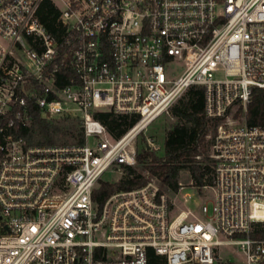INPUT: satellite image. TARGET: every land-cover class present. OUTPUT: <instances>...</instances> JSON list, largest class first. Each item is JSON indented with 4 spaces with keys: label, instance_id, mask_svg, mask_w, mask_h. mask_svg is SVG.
<instances>
[{
    "label": "built area",
    "instance_id": "2783aa9c",
    "mask_svg": "<svg viewBox=\"0 0 264 264\" xmlns=\"http://www.w3.org/2000/svg\"><path fill=\"white\" fill-rule=\"evenodd\" d=\"M42 1L0 0V264H148V248L167 264H216L226 245L264 264L252 236L264 230V126L235 116L264 88V0H52L56 32L37 15ZM197 85L205 115L221 119L211 198L177 212L148 171L96 201L106 172L138 164L142 135L162 150L148 126ZM101 111L137 119L115 137ZM36 112L79 118L84 143L30 141Z\"/></svg>",
    "mask_w": 264,
    "mask_h": 264
},
{
    "label": "trees",
    "instance_id": "16d2710c",
    "mask_svg": "<svg viewBox=\"0 0 264 264\" xmlns=\"http://www.w3.org/2000/svg\"><path fill=\"white\" fill-rule=\"evenodd\" d=\"M59 14L60 10L52 0H43L37 10L41 22L52 32L57 31ZM184 96L187 98L185 106L176 105L175 102L170 108V112L183 122L172 124L166 131L163 154L159 155L157 151L143 146L139 149L138 163L158 177L162 185L173 193L179 191L180 174L186 169L191 175L193 186L201 194L204 186L214 182V169L208 154L221 119L205 115L203 86L190 87ZM235 116L249 124L264 126V88L254 87L247 111L244 112L242 106H239ZM94 117L115 137L121 136L137 119L136 116L116 115L112 111L96 112ZM22 134L38 144H82L85 141L84 128L79 118L47 120L39 112L33 114L32 127L25 129ZM198 155L202 156V160L196 158ZM147 181L146 175L134 166H124V174L118 181L101 179L93 197L102 203L116 191L140 187ZM252 236L264 238V230L253 231ZM147 254L148 264H167L166 258L157 254L153 248H148Z\"/></svg>",
    "mask_w": 264,
    "mask_h": 264
},
{
    "label": "rangeland",
    "instance_id": "374dc122",
    "mask_svg": "<svg viewBox=\"0 0 264 264\" xmlns=\"http://www.w3.org/2000/svg\"><path fill=\"white\" fill-rule=\"evenodd\" d=\"M56 3L60 7H64L60 0H55ZM0 40L7 44L8 41L0 36ZM187 98L183 95L177 101L176 105L185 106ZM240 118V117H239ZM241 119V118H240ZM183 122L179 117H177L173 113H165L164 115L158 117L155 121H153L147 128L146 134L153 136L162 146V150L158 151L159 155L163 154L164 142L166 131L170 128V126L177 122ZM145 136L142 135L138 140V148L141 149L143 147ZM95 141L94 137H90V143L92 144ZM139 172L148 175V170L144 168L142 164H137L134 166ZM121 178V174L118 172L108 171L103 175V179L111 182H116ZM180 181L186 186L181 193H173L166 186H163L169 195V198L176 202L175 210L178 212L183 207L190 208L192 210H198L200 204L211 198L212 189L208 188L203 193H199L196 187L190 185L191 175L189 171L186 169L182 170L180 174ZM190 195L191 197L188 199V202L184 203V197ZM209 204H211L209 202ZM244 255L234 246L226 245L222 246L218 250L216 263L220 264H243L244 263Z\"/></svg>",
    "mask_w": 264,
    "mask_h": 264
}]
</instances>
